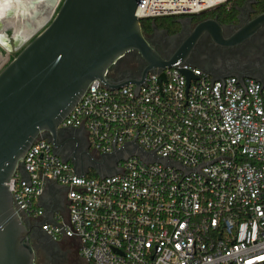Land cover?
<instances>
[{
	"label": "built area",
	"instance_id": "1",
	"mask_svg": "<svg viewBox=\"0 0 264 264\" xmlns=\"http://www.w3.org/2000/svg\"><path fill=\"white\" fill-rule=\"evenodd\" d=\"M229 1L137 0L135 14ZM59 127L73 132L59 148L37 138L7 182L22 217L52 241L77 242L87 264H264L263 81L214 79L182 61L149 71L139 90L96 79ZM50 184L65 210L40 205Z\"/></svg>",
	"mask_w": 264,
	"mask_h": 264
},
{
	"label": "water",
	"instance_id": "2",
	"mask_svg": "<svg viewBox=\"0 0 264 264\" xmlns=\"http://www.w3.org/2000/svg\"><path fill=\"white\" fill-rule=\"evenodd\" d=\"M136 2L63 0L51 22L0 71V264H36L31 229L17 210L7 182L17 170L23 172V161L37 138L45 136L59 148L60 124L96 79L113 89L133 83L139 90L149 71L178 61L187 63L202 35H211L217 43L224 41L221 24L209 18L197 23L165 59L145 36L135 14ZM263 24L264 13L238 29L227 44L242 43ZM135 52L146 64L140 76L112 80L110 72ZM184 72L189 79L195 78L190 71ZM255 79L264 82V77ZM60 154L67 161L72 159L68 153ZM73 163L78 173H87L77 161Z\"/></svg>",
	"mask_w": 264,
	"mask_h": 264
},
{
	"label": "flooded vegetation",
	"instance_id": "3",
	"mask_svg": "<svg viewBox=\"0 0 264 264\" xmlns=\"http://www.w3.org/2000/svg\"><path fill=\"white\" fill-rule=\"evenodd\" d=\"M254 3L255 0H246L242 5H229L228 8L234 7L235 9V11L229 13V16L235 17V19L220 20L218 16H207L195 21L192 15H184L179 18L181 28L175 33L157 27L155 22H153L152 31L149 32L143 29V32L158 53L168 59L190 36L197 23L209 18L217 19L222 27L223 43H217L209 34L202 35L186 58V62L204 69L212 78L249 76L260 79L264 77V24L250 38L240 44L231 45L226 42L238 29L264 13V11H258ZM12 13L14 14L15 11H12ZM28 14H31V11ZM16 15L17 12L13 16L18 18ZM132 58L135 59L133 64L117 65L112 70L110 78L119 80L139 77L146 66L145 61L138 52L132 53L128 61H132ZM72 132L73 129L67 127L62 129L60 134L69 135ZM111 172L109 171L108 174ZM58 202L65 210L67 198L64 193L58 196ZM28 226L31 229V243L36 250V264L41 255H46L47 251L51 253L59 252L61 244L67 241L60 243L52 241L41 230L38 222L31 221Z\"/></svg>",
	"mask_w": 264,
	"mask_h": 264
},
{
	"label": "rangeland",
	"instance_id": "4",
	"mask_svg": "<svg viewBox=\"0 0 264 264\" xmlns=\"http://www.w3.org/2000/svg\"><path fill=\"white\" fill-rule=\"evenodd\" d=\"M21 1H22L21 5L18 4V2L21 3L20 1L18 0L16 1L18 5L17 8L19 10L22 9L26 13H29L30 10H28V5H27V3H29V0H21ZM32 1H33L32 8L34 9L33 12L35 13L34 16L37 18H41L43 16L42 18L44 19V21L35 30L33 29L34 26L31 23H30L31 25H29L28 28L21 29L20 32H23V35L19 32L22 36V37L20 36L19 39H17L16 37L17 32L15 28L16 26L15 22L14 23L10 22L7 24L6 22L4 23L1 22L2 27L0 28V32L2 33L6 41L12 45V48L9 49L8 47H6L0 42V63L4 60V58L7 57L8 54L12 55V59H13L27 43H29L36 35H38L51 22V20L55 16L63 0H45V1L44 0H32ZM39 3H41L42 5ZM4 4L5 3H3V5ZM1 6H0V19L3 18V16H6L8 12L10 13V15L8 16H11V15L13 16L16 13V11L18 12V10H16L15 13L13 14L12 9L6 10L5 8L6 6H2V7ZM49 8H50V13H47V9ZM28 22H23L22 24H20L18 21L17 24L18 26L22 27V26L27 25ZM128 62L129 61H124V64L126 63L128 64ZM95 172L96 170H92L91 173H95ZM78 247H79V244L77 242L67 240L66 242L61 244V248L59 252L51 253L47 251L46 255L44 256L41 255L39 257V260H37V264H87L79 256Z\"/></svg>",
	"mask_w": 264,
	"mask_h": 264
},
{
	"label": "trees",
	"instance_id": "5",
	"mask_svg": "<svg viewBox=\"0 0 264 264\" xmlns=\"http://www.w3.org/2000/svg\"><path fill=\"white\" fill-rule=\"evenodd\" d=\"M246 0H230L227 4L220 5L218 7H215L214 9L204 11L199 14H193L195 21H199L200 19L207 17V16H218L220 20H230L233 17L229 16V13L232 11H235L234 7L228 8L229 5H242L245 3ZM255 8L258 9V11H264V0H255L254 3ZM184 15H164V16H157L153 18H146L142 19V27L146 31H152L153 29V22H155V25L159 28H163L168 30L170 33H175L180 30L181 24L178 21L179 18ZM235 19V17L233 18ZM135 61L134 58H132V61H129L128 64H133ZM126 66L124 62L120 63L119 66ZM91 175H95V173H91Z\"/></svg>",
	"mask_w": 264,
	"mask_h": 264
},
{
	"label": "bare ground",
	"instance_id": "6",
	"mask_svg": "<svg viewBox=\"0 0 264 264\" xmlns=\"http://www.w3.org/2000/svg\"><path fill=\"white\" fill-rule=\"evenodd\" d=\"M45 1V0H44ZM32 0H29V3H27V5H28V10H30L31 11V14H28V13H26V12H24L22 9L21 10H19L18 8H17V3H16V1L15 0H7V2H5V3H7V4H4V6H6L5 8H6V10H10V9H12V11H16V10H18V12H17V17H18V19H16L14 16H8L10 13L8 12V14H6V16H3V18H1L0 19V23L1 22H6V24L7 23H14L15 22V28H16V34H17V39H19L20 38V36H21V34L23 35V32H20L21 31V29H23V28H28V26L29 25H31V24H33V29L35 30L37 27H39L40 26V24L44 21V19L41 17V18H37V17H35L34 15H35V13L33 12L34 11V9L32 8L33 6H32ZM38 2V1H37ZM39 4H41V3H39ZM34 5V4H33ZM42 5V4H41ZM44 5V4H43ZM39 6V5H38ZM37 7V6H36ZM44 7V6H43ZM35 8V7H34ZM33 9V10H32ZM42 9V8H41ZM47 13H50V8L49 9H47ZM33 15V16H32ZM40 15V14H39ZM39 15H37V16H39ZM47 16V15H46ZM10 18V19H9ZM17 21H19V23L20 24H22L23 22H27V21H30V22H28L27 23V25H25V26H18V24H17ZM31 23V24H30ZM30 28V27H29ZM21 34H20V33ZM22 37V36H21ZM6 40H5V38H4V36L2 35V33L0 32V42L4 45V44H6V42H5ZM6 46V45H5Z\"/></svg>",
	"mask_w": 264,
	"mask_h": 264
},
{
	"label": "crops",
	"instance_id": "7",
	"mask_svg": "<svg viewBox=\"0 0 264 264\" xmlns=\"http://www.w3.org/2000/svg\"><path fill=\"white\" fill-rule=\"evenodd\" d=\"M17 1V0H16ZM20 1L21 3L18 2V4H22V1L21 0H18ZM7 2V0H0V6L2 5L3 6V3ZM7 4V3H6ZM1 6V7H2ZM18 23V21H17ZM58 196L57 194H55L54 192V189H53V185L50 184L47 189H46V192L45 194L41 197V200H40V205L44 208H46L47 210L50 209V207L53 205V204H56L58 202Z\"/></svg>",
	"mask_w": 264,
	"mask_h": 264
}]
</instances>
